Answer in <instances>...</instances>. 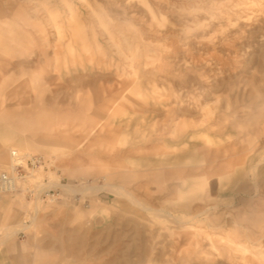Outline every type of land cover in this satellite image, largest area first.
<instances>
[{
  "label": "rangeland",
  "instance_id": "obj_1",
  "mask_svg": "<svg viewBox=\"0 0 264 264\" xmlns=\"http://www.w3.org/2000/svg\"><path fill=\"white\" fill-rule=\"evenodd\" d=\"M15 149L0 264H264V0H0Z\"/></svg>",
  "mask_w": 264,
  "mask_h": 264
},
{
  "label": "built area",
  "instance_id": "obj_2",
  "mask_svg": "<svg viewBox=\"0 0 264 264\" xmlns=\"http://www.w3.org/2000/svg\"><path fill=\"white\" fill-rule=\"evenodd\" d=\"M47 160L42 155L21 154L18 150H11L10 162L5 169H0V196L13 194L21 190V184L30 176L31 172L40 167H46ZM26 195L39 196L40 191L26 187ZM48 202H56L61 198V190H47L40 194ZM74 200H79L77 197Z\"/></svg>",
  "mask_w": 264,
  "mask_h": 264
},
{
  "label": "bare ground",
  "instance_id": "obj_3",
  "mask_svg": "<svg viewBox=\"0 0 264 264\" xmlns=\"http://www.w3.org/2000/svg\"><path fill=\"white\" fill-rule=\"evenodd\" d=\"M18 97V96H17ZM22 105V104H21ZM12 107V106H11ZM8 111V110H7ZM15 111V110H14ZM14 111H13V113H14ZM7 114H9L8 112H7ZM3 115V114H2ZM5 115V114H4ZM8 116V115H7ZM1 117H3V116H1ZM16 118V117H15ZM24 123V122H23ZM38 124V123H37ZM11 125H13V124H11ZM8 126V125H7ZM5 127V126H4ZM14 137V136H13ZM20 138H21V136H20ZM12 139H14V138H12ZM22 143V142H21ZM10 145V144H9ZM16 150V149H15ZM7 151V150H6ZM5 151V152H6ZM46 152V151H45ZM30 154V153H29ZM180 161V160H179ZM182 161V160H181ZM183 161H185V160H183ZM187 162H189V161H187ZM159 163V162H158ZM166 164V163H165ZM187 164V163H186ZM167 166V165H166ZM168 168V167H167ZM38 170V169H37ZM176 171H180V169H176ZM182 171V170H181ZM190 182V181H189ZM182 184L183 185H185V184H188V181L187 180H185V181H182ZM190 184V183H189ZM55 185V184H54ZM61 186V185H60ZM190 187H191V190L193 189V190H196V189H199L200 188V185H197V183H195V182H192L191 183V185H190ZM67 188V187H66ZM90 188H95V189H99L100 188V186L99 185H92V186H84V190H88V189H90ZM115 188V187H114ZM117 191H120L121 190V188L120 187H117L116 186V188H115ZM76 189H74V191H75ZM78 191V190H77ZM179 191V190H178ZM186 191V190H185ZM189 192V191H188ZM180 193V192H179ZM196 193V192H195ZM120 194H124V193H122V192H120ZM4 198V197H3ZM2 200V199H1ZM188 204V203H187ZM143 206V205H142ZM187 206V205H186ZM187 208V207H186ZM146 209H148V207H146ZM178 218V217H177ZM35 221H36V218L35 217H33L32 218V224H35ZM30 223V222H29ZM31 229V228H30ZM19 231V230H18ZM11 233V232H10ZM13 235V234H12Z\"/></svg>",
  "mask_w": 264,
  "mask_h": 264
},
{
  "label": "crops",
  "instance_id": "obj_4",
  "mask_svg": "<svg viewBox=\"0 0 264 264\" xmlns=\"http://www.w3.org/2000/svg\"><path fill=\"white\" fill-rule=\"evenodd\" d=\"M61 135V134H60ZM60 137V136H59ZM1 197V196H0Z\"/></svg>",
  "mask_w": 264,
  "mask_h": 264
}]
</instances>
